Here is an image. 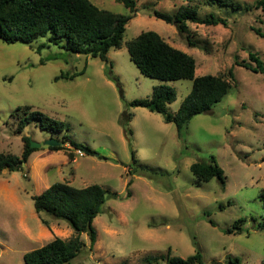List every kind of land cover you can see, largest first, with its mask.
<instances>
[{"label": "rangeland", "instance_id": "rangeland-1", "mask_svg": "<svg viewBox=\"0 0 264 264\" xmlns=\"http://www.w3.org/2000/svg\"><path fill=\"white\" fill-rule=\"evenodd\" d=\"M91 1L132 16L122 46L109 51L108 62L42 38L0 40V152L21 156L24 135L42 144L26 171L0 172V264H25L26 252L74 235L64 221L45 215L49 225L44 224L35 210L32 195L55 181L100 184L107 194L94 220L96 243L89 250L83 233L86 249L72 264H168V257L185 259L197 250L206 264H226L229 256L241 264H261L264 229H255L253 218L264 217V72L243 66L255 65L251 52L264 62V36L256 31L264 33V10L258 0H235L248 9L203 0H136L134 12L116 0ZM186 5L195 7L199 18L213 14L227 24L188 21V32L181 35L175 25L152 15L154 9L176 13ZM147 30L193 56L196 76L231 79L230 70L235 76L224 98L196 115L182 136L162 114L129 105L167 84L177 92L166 105L175 114L193 86L192 79L163 80L139 70L126 43ZM23 105L64 121L68 130L51 133L33 121L19 133L16 113ZM65 134L96 153H75L70 160L68 143L57 151L45 144L51 138L62 142ZM211 157L225 171V187L217 177L200 180L190 169ZM243 218L242 233L226 232Z\"/></svg>", "mask_w": 264, "mask_h": 264}, {"label": "trees", "instance_id": "trees-1", "mask_svg": "<svg viewBox=\"0 0 264 264\" xmlns=\"http://www.w3.org/2000/svg\"><path fill=\"white\" fill-rule=\"evenodd\" d=\"M116 1L123 3L132 12L137 6L136 0ZM203 3L206 5L218 3L233 9L250 8V5H243L235 0H203ZM256 5L264 10V0H258ZM152 15L175 25L181 35L188 32V21L205 25L227 24L225 19L213 14L199 18L197 10L191 5L181 7L176 13L154 9ZM131 19L130 14L100 8L91 0H0V40L5 43H15L19 40L31 43L42 38L46 39L47 43L60 45L73 53L89 55L108 62L109 51L122 46L127 24ZM256 31L257 34L264 36L260 29ZM189 43L193 45L191 40ZM44 45L46 44H41L38 49ZM126 45L130 59L144 75L163 80H193L191 91L175 114L168 112L166 105L177 99V92L173 86L167 84L156 86L150 98L134 99L129 104L131 107H145L162 114L166 122L175 123L180 136L196 115L212 110L213 106L224 98L232 85L231 80L235 79L232 70L229 71L231 79L213 74L196 76L195 58L174 47L153 30L142 31L127 41ZM250 59L255 62V65L243 63V66L255 72H264V62L258 54L251 52ZM17 110L21 112L16 113L19 117L17 125L19 133H22L33 121H37L41 129L51 133H62L69 128L64 121L35 110L31 105L19 106ZM22 141L24 149L21 156L0 152V172L27 170L26 164L30 156L39 148L31 147L32 141L26 135L22 136ZM59 141L60 145L49 146V149L61 150L65 147L63 144L68 143L71 147L67 153L70 160L76 158L75 153L78 149L85 155L96 153L89 145L75 141L67 134L64 135L62 142ZM132 158L136 163L133 149ZM190 169L200 180L209 181L217 177L223 187L226 186L225 171L213 157L208 162L193 163ZM32 199L35 210L44 224L49 225L45 215L64 221L72 228L74 235L68 239L56 237L45 245L26 252L25 264H72L86 249V244L81 237L83 233H86L90 240L89 250L93 249L97 240L94 220L107 201L105 188L100 184L76 187L68 182L55 181L42 193L33 194ZM260 199L264 202V188L260 192ZM253 220L256 222L255 229H264V217L259 222L256 218ZM243 223L245 219H239L226 232L242 233ZM156 259L147 261L152 263L153 260L157 261ZM167 261L168 264H206L199 250L188 258L171 256ZM226 264H241V259L229 256ZM261 264H264V256Z\"/></svg>", "mask_w": 264, "mask_h": 264}, {"label": "water", "instance_id": "water-1", "mask_svg": "<svg viewBox=\"0 0 264 264\" xmlns=\"http://www.w3.org/2000/svg\"><path fill=\"white\" fill-rule=\"evenodd\" d=\"M46 145L48 146H55V145H60V141L57 140V139H48L46 142H45ZM42 146V144L40 143H36V142H31V147L33 148H40ZM25 164V163H24Z\"/></svg>", "mask_w": 264, "mask_h": 264}, {"label": "built area", "instance_id": "built-area-1", "mask_svg": "<svg viewBox=\"0 0 264 264\" xmlns=\"http://www.w3.org/2000/svg\"><path fill=\"white\" fill-rule=\"evenodd\" d=\"M76 153L79 155V156H84V152L80 149L76 150Z\"/></svg>", "mask_w": 264, "mask_h": 264}, {"label": "crops", "instance_id": "crops-1", "mask_svg": "<svg viewBox=\"0 0 264 264\" xmlns=\"http://www.w3.org/2000/svg\"><path fill=\"white\" fill-rule=\"evenodd\" d=\"M49 187V186H48Z\"/></svg>", "mask_w": 264, "mask_h": 264}]
</instances>
